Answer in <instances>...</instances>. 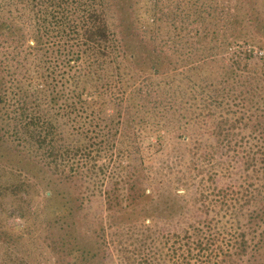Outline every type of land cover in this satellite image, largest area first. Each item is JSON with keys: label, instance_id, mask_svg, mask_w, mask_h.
I'll return each instance as SVG.
<instances>
[{"label": "trees", "instance_id": "obj_1", "mask_svg": "<svg viewBox=\"0 0 264 264\" xmlns=\"http://www.w3.org/2000/svg\"><path fill=\"white\" fill-rule=\"evenodd\" d=\"M134 1L126 46L111 0H0V264H95L107 240L127 264H264V70L245 49L218 70L191 49L183 56L192 63L177 69L158 42L162 0ZM164 1L172 46L183 32L214 38L217 21L243 25L238 11L252 0H209L205 14V0ZM258 3L248 12L261 40ZM180 13L193 14L189 25L175 24ZM193 71L219 76L191 81ZM233 160L242 179L216 184ZM122 168L126 191L102 189L110 175L123 179ZM48 170L56 175L39 203ZM89 178L100 179L107 218L91 242L78 232L95 191H56ZM51 227L49 248L40 246L37 235Z\"/></svg>", "mask_w": 264, "mask_h": 264}, {"label": "rangeland", "instance_id": "obj_2", "mask_svg": "<svg viewBox=\"0 0 264 264\" xmlns=\"http://www.w3.org/2000/svg\"><path fill=\"white\" fill-rule=\"evenodd\" d=\"M112 4H111V13H112V20H113V24L114 27L119 30V34L125 37V43L127 46V0H111ZM206 3L204 5V14L207 12L206 10L208 9V2L209 0H205ZM248 1V0H247ZM253 1V0H252ZM251 3L248 2L247 7H244L242 5V7L239 9L238 11V15H239V19H241L242 21H244L243 25L241 23H237L235 26H231L228 27V25H226L227 27L223 26L225 24H222L221 21H217L215 24L216 27V32H212L213 35L215 36L214 38L210 39V36L207 37H197L196 39L194 38H189L186 34V32L182 33V37L179 39V37L176 38L177 41H170L171 45L168 44H164V42L166 41V35L168 33H173L174 34V26L173 23L170 19V17H173L172 14H169V10H166V5H165V1L162 0L161 4H162V8H163V22H161V27H160V38L163 37L162 39H160L161 42V46L170 53L169 58H171L176 66L177 69H181L184 66L188 65L190 62L192 63V60H186V58L183 56V53H187L188 51H190L191 49H195L192 52V55L194 56V59L197 60L198 57H200L201 55H206L211 58H209L210 60L208 61V65L210 66L211 63L215 64V70L219 69V65L220 63L223 61H225L226 63H229V55H231L232 51L235 49H239V50H244L243 54L246 53L245 55H248V58L246 59L248 61L249 65H252L256 68H262L264 70V59H262L259 56V52L258 49H263L264 48V38H260L261 40H259L257 33L254 35V30H255V22L256 20H252L250 19V14L248 12V10H250L253 6H257L258 8L260 7L261 4H259V0L253 1ZM134 3H136V1L133 0ZM257 2V4H256ZM140 3V0L137 2ZM202 3H204V0H202ZM218 3H234V0H218ZM198 7V8H197ZM195 6L192 7V9L194 10H198V9H202L201 6ZM197 8V9H195ZM166 10V12H164ZM192 17L193 14H188V15H183V14H177L175 17V24L180 26L183 25L184 22L186 24H190L189 21H192ZM189 22V23H188ZM136 31H138L139 34H141V30L137 29ZM194 32V31H193ZM261 41V42H260ZM239 44V45H238ZM197 47V48H196ZM242 54V55H243ZM190 73V72H189ZM187 74V73H186ZM184 75V74H182ZM179 76V75H178ZM218 72H211V74H209L208 72H203V76L200 73H195L194 71L191 72V76L190 79L191 81H194V79H199L202 82L206 79H217L218 78ZM181 78V77H179ZM182 79V78H181ZM182 82L184 81L183 79L181 80ZM108 109L111 110V106H108ZM169 110H165L163 109V119H166L169 115ZM184 112V111H183ZM161 115V114H160ZM184 130L181 129L179 130V132H183ZM182 136H177L175 137V141L176 143L179 144H184L182 141ZM182 150V147H181ZM180 151V150H179ZM188 155V152H186ZM219 155V154H218ZM230 166L229 169L230 173H226L225 172H221L220 170L217 172V174H215V182L218 185H228L230 184H235L237 183V181L241 180L242 178V174L243 172H245L246 170L242 169L241 163L239 161H229ZM233 167H232V166ZM232 167V168H231ZM119 172L122 174V180L119 181V179H116L117 177L120 178L121 175L118 176H108L105 178V183L102 185V189H107L109 187L114 186L115 190L117 193H119L121 190L126 191L127 189V168H122V169H118ZM44 176L41 178L40 180V196H37V202L41 203L43 200V195L46 193H49V191L46 190V187L48 185L49 182H51L52 178H55V173H53L52 171H47V172H41L39 177H38V181L40 179V176ZM97 178H89L88 180H77L76 183L72 184L69 181L68 183H64L65 185L61 186L62 184H57L56 186V191L59 192V189H64L66 192L67 191H71L72 194L69 195H76V193H78V189L83 188L84 186L88 185V190H94L95 192L93 193V195H90L91 198H88V200H85V205L84 207L87 208L86 213L81 212V232H78V238L88 242H91L92 240L95 239V234H94V228L98 227L100 225V222H102L105 220L107 222V218L105 217V208H104V203H103V199L102 197V192L101 194H99V186L98 185H94V180ZM98 181H100V179H97ZM119 181V182H118ZM193 187L194 186H190L189 188H191L190 192H193ZM181 190V189H179ZM65 193V192H64ZM173 195V194H172ZM178 202H183V199L179 196H176ZM177 210L174 209V212H176ZM121 213V212H116L115 218L117 219H123L127 216V213L125 214ZM84 214V216H83ZM125 214V215H124ZM86 216V217H85ZM120 216H125V217H120ZM168 220H175V218H167ZM9 221L11 223L13 222H18V217L16 216V214L14 213L13 215L10 214L9 215ZM104 221V222H105ZM119 223V222H118ZM114 227H116L114 225ZM80 229V228H77ZM50 231H56V227H51L48 231L44 230L43 232H41V234L37 235L38 238V243L40 246L46 247L48 246L49 248V242L47 241L49 239V232ZM75 233H77V231H75ZM192 233H194L192 231ZM121 234V233H120ZM127 235V232L125 234V237ZM124 237V238H125ZM123 238V240H124ZM107 244L105 245L101 242V245H103L102 247L104 248V250H99L98 253V261L95 264H127V256L124 254V252L121 250V248L115 249V247L113 246V243H111L109 240H107ZM118 247V246H117ZM48 254V253H47ZM50 255V254H49ZM90 264L89 261H85L84 264Z\"/></svg>", "mask_w": 264, "mask_h": 264}, {"label": "built area", "instance_id": "obj_3", "mask_svg": "<svg viewBox=\"0 0 264 264\" xmlns=\"http://www.w3.org/2000/svg\"><path fill=\"white\" fill-rule=\"evenodd\" d=\"M258 52H259V56L264 59V48L263 49H258Z\"/></svg>", "mask_w": 264, "mask_h": 264}]
</instances>
